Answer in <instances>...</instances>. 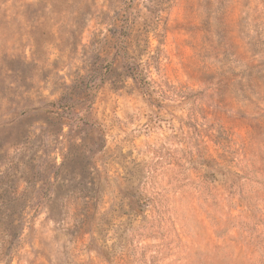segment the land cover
I'll list each match as a JSON object with an SVG mask.
<instances>
[{
	"label": "rangeland",
	"instance_id": "1",
	"mask_svg": "<svg viewBox=\"0 0 264 264\" xmlns=\"http://www.w3.org/2000/svg\"><path fill=\"white\" fill-rule=\"evenodd\" d=\"M0 242L264 264V0H0Z\"/></svg>",
	"mask_w": 264,
	"mask_h": 264
},
{
	"label": "trees",
	"instance_id": "2",
	"mask_svg": "<svg viewBox=\"0 0 264 264\" xmlns=\"http://www.w3.org/2000/svg\"><path fill=\"white\" fill-rule=\"evenodd\" d=\"M0 243L2 244V242H0ZM2 248H4L3 244H2V246H1V249H2ZM1 249H0V250H1ZM4 253H5V252H4Z\"/></svg>",
	"mask_w": 264,
	"mask_h": 264
}]
</instances>
